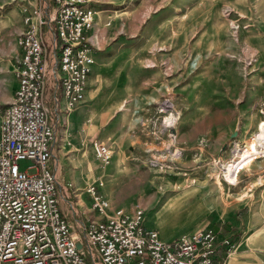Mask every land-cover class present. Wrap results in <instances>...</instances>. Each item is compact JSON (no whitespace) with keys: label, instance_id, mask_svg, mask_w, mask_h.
<instances>
[{"label":"rangeland","instance_id":"rangeland-1","mask_svg":"<svg viewBox=\"0 0 264 264\" xmlns=\"http://www.w3.org/2000/svg\"><path fill=\"white\" fill-rule=\"evenodd\" d=\"M24 5L32 2L0 0V118L11 96ZM144 44L181 48L174 70L165 68L177 75L176 87L163 88L177 115H160L156 101L145 103L141 180L122 165L112 203L139 204L146 227L159 220L167 229L176 224L178 234L243 210L244 230L264 251V0H145ZM32 163L20 160L22 168ZM144 184L145 206L133 191Z\"/></svg>","mask_w":264,"mask_h":264},{"label":"built area","instance_id":"built-area-1","mask_svg":"<svg viewBox=\"0 0 264 264\" xmlns=\"http://www.w3.org/2000/svg\"><path fill=\"white\" fill-rule=\"evenodd\" d=\"M23 12L16 38L17 86L0 118V264H216L214 229L196 228L164 239L158 229L144 225L141 205L131 213L113 208L95 182L85 191L99 218L74 222L63 213L51 161L62 113L85 98L94 63L88 30L97 10L92 0H41L24 5ZM168 95L154 101L160 115L168 112L175 118ZM165 117L161 133L168 126ZM133 122L145 131V108L135 109ZM93 144L96 157L109 164L111 146L98 140ZM22 159L31 160L28 167L36 171L22 168ZM222 243L230 253V239Z\"/></svg>","mask_w":264,"mask_h":264},{"label":"crops","instance_id":"crops-1","mask_svg":"<svg viewBox=\"0 0 264 264\" xmlns=\"http://www.w3.org/2000/svg\"><path fill=\"white\" fill-rule=\"evenodd\" d=\"M29 1L36 4L41 0ZM47 1L52 4L54 0ZM92 5L97 12L95 24L88 34L94 63L85 98L68 113H62L51 161L58 180L59 205L74 222L80 217L87 220L90 216H101L90 208L85 198L87 195L90 199L85 189L94 182L110 198L113 208L122 207L128 212L134 210L133 202L126 203L124 207L112 203L113 188L122 187L116 183L119 180L117 175L123 172L122 165H131L127 171L131 170L137 182L141 178L136 175V168L141 162L145 165V131L130 123L134 120L136 108L144 109L147 101H154L165 94L163 88L166 83L170 88L176 87L174 78L177 75H172L165 68L170 66L168 69H173L182 54L181 48L150 50L145 47V0H92ZM22 26L23 22L19 31ZM14 50L18 58L20 48L17 44ZM16 86L14 76L7 102L12 99ZM172 93L174 95L175 92ZM96 140L107 142L113 150L108 169L101 168L96 157L93 144ZM132 158L137 159L131 161ZM133 191L145 206V184ZM242 211L231 219L215 221L207 226L218 233L219 245L214 255L216 264H264L262 244L254 238V233L250 235L249 230H244ZM146 225L158 228L164 239L183 234H178L176 224L169 229L159 220ZM224 238L234 241L230 253L228 245L222 243Z\"/></svg>","mask_w":264,"mask_h":264},{"label":"water","instance_id":"water-1","mask_svg":"<svg viewBox=\"0 0 264 264\" xmlns=\"http://www.w3.org/2000/svg\"><path fill=\"white\" fill-rule=\"evenodd\" d=\"M73 238H74V241H75V244L78 248H81L82 247V242L81 240L79 239L78 235L76 232L73 233Z\"/></svg>","mask_w":264,"mask_h":264}]
</instances>
